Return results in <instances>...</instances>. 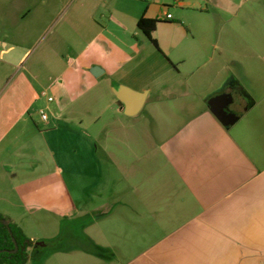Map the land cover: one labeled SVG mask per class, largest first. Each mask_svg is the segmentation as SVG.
Instances as JSON below:
<instances>
[{
    "label": "crops",
    "instance_id": "crops-1",
    "mask_svg": "<svg viewBox=\"0 0 264 264\" xmlns=\"http://www.w3.org/2000/svg\"><path fill=\"white\" fill-rule=\"evenodd\" d=\"M140 18L157 21L155 44L137 29ZM46 41L65 45L67 56L45 59L70 66L75 45L89 48L94 58L81 68L104 80L131 123L95 138L110 139L101 152L113 171H125L122 197L78 215L80 245L38 264L54 255L70 258L56 264H264V0H0V75L16 76L31 46ZM13 79L0 82L3 200L54 185L23 181L27 138L39 134L36 97ZM117 88L145 94L137 114H123ZM223 95L247 104L229 127L210 111ZM183 97L193 99L186 105ZM185 105L196 109L174 124L167 114ZM114 217L125 227L107 242L97 226Z\"/></svg>",
    "mask_w": 264,
    "mask_h": 264
},
{
    "label": "rangeland",
    "instance_id": "rangeland-1",
    "mask_svg": "<svg viewBox=\"0 0 264 264\" xmlns=\"http://www.w3.org/2000/svg\"><path fill=\"white\" fill-rule=\"evenodd\" d=\"M89 51V48L84 50L82 45H75L77 61L70 66L63 62L67 56L65 45H51L46 41L37 47L31 46L20 62L16 76L15 71L0 75L2 84L5 78H14L15 86L30 87L27 95L36 97L31 112H34L33 128L39 134L27 138L31 150L23 152L22 165L26 172L25 175L23 171V181L30 177L29 181L54 184L50 191L41 186L27 191L21 199H0V212L4 218L21 225L31 238L52 240L62 234L60 240L46 244L45 250L54 247L71 249L80 245L82 240H78L76 217L95 215V210L108 206L124 193L125 171L110 168V158L101 152L104 147H109L110 139L99 138L105 133L113 134L121 124L129 125L131 121L116 112L112 93L104 80L92 78L81 68L94 58ZM51 52L64 57L62 63L46 60ZM41 93L45 96L40 97ZM47 97L52 102L47 103ZM189 99L193 98H180L186 105ZM186 105L172 109L167 117L175 124L196 109ZM40 110L47 115L46 123L38 118ZM97 135L100 136L95 139ZM138 176L137 181L140 180ZM124 223L114 217L98 224L97 228L110 242L113 241L110 234L124 229ZM95 232L94 228L88 231L91 238H98ZM116 238L117 241L124 239ZM133 239L135 244H142L141 237L134 235ZM79 255H75V259H82ZM63 259L70 258L54 255L47 264H56Z\"/></svg>",
    "mask_w": 264,
    "mask_h": 264
},
{
    "label": "trees",
    "instance_id": "trees-1",
    "mask_svg": "<svg viewBox=\"0 0 264 264\" xmlns=\"http://www.w3.org/2000/svg\"><path fill=\"white\" fill-rule=\"evenodd\" d=\"M156 20H147L140 18L136 24V27L142 34L152 43L155 44L151 39V33L156 25ZM0 220H7L0 215ZM9 221V220H8ZM7 230L6 226L0 223V264H25L29 257L35 263H40L48 253L56 252L61 250L60 248H51L50 250H45L44 248L34 247V242L25 236L21 228L16 224L9 221ZM62 237V234L58 235L57 238L50 241H45L46 244L53 243ZM14 239L17 246V250L14 253L10 251L13 250L14 245L11 241ZM32 250V254H29L28 250Z\"/></svg>",
    "mask_w": 264,
    "mask_h": 264
},
{
    "label": "water",
    "instance_id": "water-1",
    "mask_svg": "<svg viewBox=\"0 0 264 264\" xmlns=\"http://www.w3.org/2000/svg\"><path fill=\"white\" fill-rule=\"evenodd\" d=\"M92 70V74L94 75V71ZM115 98L122 104V112L126 116H132L137 114L144 102L145 94L144 93H135L125 88H117L113 91ZM214 101L210 102L211 108L210 111L213 116L217 119V121L224 127H229L237 121L239 116L245 111L247 104L242 103H234L231 95H223L219 98L213 99ZM4 226L8 229V220H0ZM11 241L14 245V248L11 253H14L17 250V246L13 238ZM45 243L38 241L34 243V247H44Z\"/></svg>",
    "mask_w": 264,
    "mask_h": 264
},
{
    "label": "built area",
    "instance_id": "built-area-1",
    "mask_svg": "<svg viewBox=\"0 0 264 264\" xmlns=\"http://www.w3.org/2000/svg\"><path fill=\"white\" fill-rule=\"evenodd\" d=\"M167 18H169V16H167ZM47 101L50 102L51 101V98H47ZM39 115H40V118L42 121H46L47 120V115L45 114L44 111H40L39 112Z\"/></svg>",
    "mask_w": 264,
    "mask_h": 264
}]
</instances>
